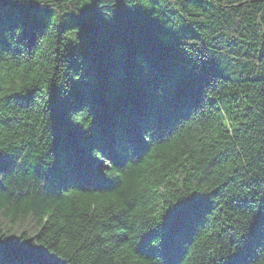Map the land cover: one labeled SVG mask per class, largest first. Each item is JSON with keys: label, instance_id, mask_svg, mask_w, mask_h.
I'll list each match as a JSON object with an SVG mask.
<instances>
[{"label": "trees", "instance_id": "16d2710c", "mask_svg": "<svg viewBox=\"0 0 264 264\" xmlns=\"http://www.w3.org/2000/svg\"><path fill=\"white\" fill-rule=\"evenodd\" d=\"M0 264H264V0H0Z\"/></svg>", "mask_w": 264, "mask_h": 264}, {"label": "snow or ice", "instance_id": "6c2138e0", "mask_svg": "<svg viewBox=\"0 0 264 264\" xmlns=\"http://www.w3.org/2000/svg\"><path fill=\"white\" fill-rule=\"evenodd\" d=\"M9 164V161L3 157H0V169H3Z\"/></svg>", "mask_w": 264, "mask_h": 264}]
</instances>
